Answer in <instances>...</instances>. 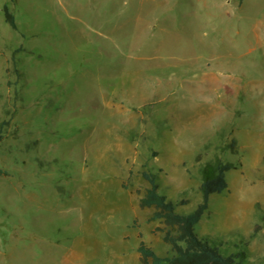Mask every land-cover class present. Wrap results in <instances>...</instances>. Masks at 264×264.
<instances>
[{
  "label": "rangeland",
  "instance_id": "1",
  "mask_svg": "<svg viewBox=\"0 0 264 264\" xmlns=\"http://www.w3.org/2000/svg\"><path fill=\"white\" fill-rule=\"evenodd\" d=\"M14 109L0 264H139L141 241L169 256L141 173L188 214L214 154L235 168L194 231L264 261V0H0V122Z\"/></svg>",
  "mask_w": 264,
  "mask_h": 264
},
{
  "label": "trees",
  "instance_id": "2",
  "mask_svg": "<svg viewBox=\"0 0 264 264\" xmlns=\"http://www.w3.org/2000/svg\"><path fill=\"white\" fill-rule=\"evenodd\" d=\"M4 19L12 30H16V24L12 14L4 7ZM11 66L13 72L18 77L20 74L16 69V60L11 56ZM16 110L7 114V120L0 122V144L6 137V131ZM8 113V112H6ZM220 152L228 151L233 155L238 153V147L235 139L225 141L218 148ZM264 161V157H263ZM235 166L230 162H225L217 154L199 167V193L201 200L196 208L188 214L179 213L176 210L178 205L187 203L181 200L173 203L159 192L156 176L149 171H143L141 177L146 181L148 187L143 195L138 199L140 209H152L150 220L159 221L163 227L155 228L154 232L161 234V240L170 248L169 256H158L151 247L142 241L138 244L136 251L139 258V264H243L246 260L245 253L235 252L223 254L220 246L208 236H198L194 231V226L199 222L208 207L209 196L219 194L226 190L227 183L225 174ZM7 175L6 171L0 168V176ZM264 222V214L260 216ZM260 229L259 224H255L252 235H255ZM140 236V235H139ZM264 264V261L261 263Z\"/></svg>",
  "mask_w": 264,
  "mask_h": 264
}]
</instances>
